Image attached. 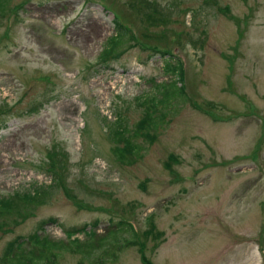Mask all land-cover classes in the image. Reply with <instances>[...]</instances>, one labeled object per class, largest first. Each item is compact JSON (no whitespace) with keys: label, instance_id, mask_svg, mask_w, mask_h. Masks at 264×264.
Instances as JSON below:
<instances>
[{"label":"rangeland","instance_id":"rangeland-1","mask_svg":"<svg viewBox=\"0 0 264 264\" xmlns=\"http://www.w3.org/2000/svg\"><path fill=\"white\" fill-rule=\"evenodd\" d=\"M136 1L0 0V199L43 191L0 218V259L19 236L70 232L105 247L44 264H264V0ZM115 13L137 39L102 58ZM169 50L186 94L152 106L176 79ZM118 130L136 148L123 160ZM118 221L133 243L109 237Z\"/></svg>","mask_w":264,"mask_h":264},{"label":"trees","instance_id":"trees-1","mask_svg":"<svg viewBox=\"0 0 264 264\" xmlns=\"http://www.w3.org/2000/svg\"><path fill=\"white\" fill-rule=\"evenodd\" d=\"M148 0H137V5H142L147 3ZM152 22L159 21V17L149 16ZM114 23H115V34L110 36L107 39L105 47L101 52V57L106 58L108 56L119 55L120 50L118 48L124 46L130 39L136 41L137 37L135 36V31L131 28V24L129 22H124L121 20L120 16L115 13L114 14ZM172 58V57H171ZM165 60V71L169 74L175 75L176 79L171 82H167L166 86L163 84H155L156 90L160 94V98L155 96L150 97V101L152 102V106L156 104L167 105L169 99L172 96H184V87L182 83V74L183 69L179 60ZM180 82L178 86L177 83ZM155 126L154 119L152 116L147 113L143 118H141L137 123V128L135 131L138 135H148L147 130L151 127ZM143 130V131H142ZM123 130L116 131L117 137L115 138L116 142H122L123 146H115L113 149V153L118 160H123L125 155L134 154L136 152V148L134 144L129 140V138L122 135ZM120 134V136H119ZM59 160L57 157H50L49 168L51 170V180L54 184L59 185L60 180H62L60 168H59ZM43 191L37 190L30 193H15L16 199H0V218L3 216H9L13 214L14 223L21 221V218L25 215H28L30 212H23L17 210V207L20 206L16 204L18 201L23 202V206L27 207L29 203L36 204L40 202L41 195ZM36 202V203H35ZM6 222L4 220L0 221V229H2V225H5ZM92 228L86 231L87 235L93 236ZM129 232V237L126 239L127 244H131L134 242L133 227L130 224H127L124 221H118L117 228L113 230V233H110L109 237L112 236L113 239H118L119 232ZM69 236L68 240H52L48 238L47 235L40 236L37 232L31 233L27 236H19L13 240H11L6 247L3 256L0 259L1 264H44L47 262L55 261L57 255L60 254L62 250H71L72 252H77L85 256L92 255L93 251L96 249H100L105 247V236L98 238L96 243L94 244L91 239L87 241L81 240L78 236L72 237L69 235L70 232L67 233ZM26 244V245H24ZM104 257L98 259V262H103ZM145 264H151L149 261L144 260Z\"/></svg>","mask_w":264,"mask_h":264}]
</instances>
